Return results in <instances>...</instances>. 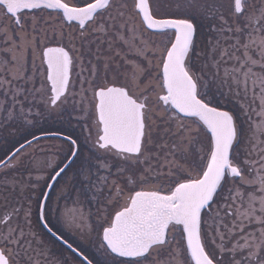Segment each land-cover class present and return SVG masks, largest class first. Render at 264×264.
Here are the masks:
<instances>
[{"label":"snow or ice","instance_id":"obj_1","mask_svg":"<svg viewBox=\"0 0 264 264\" xmlns=\"http://www.w3.org/2000/svg\"><path fill=\"white\" fill-rule=\"evenodd\" d=\"M4 147L0 264H264V0H0Z\"/></svg>","mask_w":264,"mask_h":264},{"label":"rangeland","instance_id":"obj_2","mask_svg":"<svg viewBox=\"0 0 264 264\" xmlns=\"http://www.w3.org/2000/svg\"><path fill=\"white\" fill-rule=\"evenodd\" d=\"M51 123V125H53L52 127L50 126L49 129H53L55 127H59L58 124H53L51 121H49ZM43 127H38L36 129H33L34 132H36L37 135L40 134V129H42ZM44 129V128H43ZM41 146H47V145H60L62 142L60 140H56V139H52V138H48V139H43L41 140ZM8 147H11V145L9 144ZM66 147V146H65ZM7 151V148L4 147L2 149H0V157H3L4 152ZM31 151V150H30ZM51 153H49L50 155ZM34 156L36 157L37 160H42L43 159V155L37 151L34 153ZM74 238V237H73Z\"/></svg>","mask_w":264,"mask_h":264},{"label":"trees","instance_id":"obj_3","mask_svg":"<svg viewBox=\"0 0 264 264\" xmlns=\"http://www.w3.org/2000/svg\"><path fill=\"white\" fill-rule=\"evenodd\" d=\"M41 126H42L44 129H49L50 126L52 127L53 125H51L50 122H42V123L40 124L39 127H41Z\"/></svg>","mask_w":264,"mask_h":264},{"label":"flooded vegetation","instance_id":"obj_4","mask_svg":"<svg viewBox=\"0 0 264 264\" xmlns=\"http://www.w3.org/2000/svg\"><path fill=\"white\" fill-rule=\"evenodd\" d=\"M43 146V145H42Z\"/></svg>","mask_w":264,"mask_h":264}]
</instances>
